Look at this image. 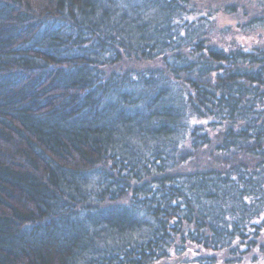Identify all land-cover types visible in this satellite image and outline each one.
<instances>
[{
	"label": "trees",
	"instance_id": "trees-1",
	"mask_svg": "<svg viewBox=\"0 0 264 264\" xmlns=\"http://www.w3.org/2000/svg\"><path fill=\"white\" fill-rule=\"evenodd\" d=\"M263 36L264 0H0V264H264Z\"/></svg>",
	"mask_w": 264,
	"mask_h": 264
},
{
	"label": "rangeland",
	"instance_id": "rangeland-1",
	"mask_svg": "<svg viewBox=\"0 0 264 264\" xmlns=\"http://www.w3.org/2000/svg\"><path fill=\"white\" fill-rule=\"evenodd\" d=\"M226 19H228V18L220 19L218 23L220 24V26H222L223 28H226V30H227L228 27L233 26L234 23H232V22H230V21H228ZM258 40L259 39L257 37L245 38V37H240V36H236V37L228 36V38L225 39L224 43L226 45V41H227V43L232 42V43L240 44V45H243V46L248 44L250 46L252 44H255ZM261 40H264V38L261 39Z\"/></svg>",
	"mask_w": 264,
	"mask_h": 264
}]
</instances>
